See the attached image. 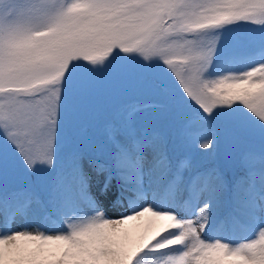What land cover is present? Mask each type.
Here are the masks:
<instances>
[{"label":"snow or ice","instance_id":"obj_1","mask_svg":"<svg viewBox=\"0 0 264 264\" xmlns=\"http://www.w3.org/2000/svg\"><path fill=\"white\" fill-rule=\"evenodd\" d=\"M0 264H264V0H0Z\"/></svg>","mask_w":264,"mask_h":264},{"label":"rangeland","instance_id":"obj_2","mask_svg":"<svg viewBox=\"0 0 264 264\" xmlns=\"http://www.w3.org/2000/svg\"><path fill=\"white\" fill-rule=\"evenodd\" d=\"M235 238V237H234Z\"/></svg>","mask_w":264,"mask_h":264}]
</instances>
